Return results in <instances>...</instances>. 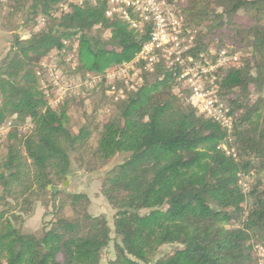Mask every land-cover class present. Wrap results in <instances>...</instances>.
<instances>
[{
    "label": "trees",
    "instance_id": "obj_1",
    "mask_svg": "<svg viewBox=\"0 0 264 264\" xmlns=\"http://www.w3.org/2000/svg\"><path fill=\"white\" fill-rule=\"evenodd\" d=\"M62 1L7 2L29 36L0 61V128L12 118L30 127L0 134V264H100L111 241L109 264H150L165 244L176 246L154 264H264V0H166L192 38L186 56L213 63L222 49L237 54L207 74L229 129L185 103L180 68L158 55L151 71L138 62L140 85L92 109V123L111 111L95 133L67 125L71 105L85 95L48 106L40 62L50 56L66 75L103 73L134 59L151 28L107 18L104 0L57 13ZM99 87L105 96L104 84L92 94ZM71 153L80 165L93 160L84 164L88 172L128 153L101 184L115 210L111 226L88 211L85 192L59 188ZM36 200L52 205L40 237L20 229Z\"/></svg>",
    "mask_w": 264,
    "mask_h": 264
},
{
    "label": "built area",
    "instance_id": "obj_2",
    "mask_svg": "<svg viewBox=\"0 0 264 264\" xmlns=\"http://www.w3.org/2000/svg\"><path fill=\"white\" fill-rule=\"evenodd\" d=\"M95 1L64 0L58 4L57 9L59 12H66L71 4L83 6L87 3L93 4ZM104 1V14L107 18H119L129 28L139 31L149 24L151 28L149 39L142 45L134 59L107 69L103 73L68 77L54 62L50 61L45 65L41 61L43 74L46 72L50 86L63 89L65 96H84L104 84L105 93L113 100H118L123 98L125 91L135 89L142 82L138 62L145 61L144 69L151 71L152 64L160 55L167 67L180 68L178 80L182 88L187 89L185 103L193 107L197 113L212 118L223 128L229 129L231 120L225 114L227 107L216 95L213 84L215 77H208L207 74L219 66L235 61L237 54H229L226 49H222L217 53L213 63L207 59L193 60L190 56H186L192 38L187 37V32L182 27V17L177 14L173 4L166 0ZM37 22L43 25L44 18H39ZM204 79L208 84H204Z\"/></svg>",
    "mask_w": 264,
    "mask_h": 264
},
{
    "label": "rangeland",
    "instance_id": "obj_3",
    "mask_svg": "<svg viewBox=\"0 0 264 264\" xmlns=\"http://www.w3.org/2000/svg\"><path fill=\"white\" fill-rule=\"evenodd\" d=\"M8 0H0V61L1 59L12 49V45L15 44V40L17 38L18 40H23L28 38L29 32L25 30V28L22 25L23 22V16L21 22H19V19L22 14H10L9 8L7 7ZM57 13H60L59 11ZM241 20H244L241 18ZM38 21V19H37ZM35 22L34 25V31L40 29L42 25H39L38 22ZM21 26V29L18 30V28ZM108 31H105L103 33V37H108ZM50 56L45 57L42 60L43 64H48L50 62ZM115 66H109L105 69H111ZM46 73V72H45ZM43 74L41 79V86L45 90L46 98H47V104L48 106L52 108H57L58 105L61 104V101L65 97V93L63 92V89H59L58 87H51L48 81V76L46 74ZM66 75V74H65ZM68 77L76 76V75H66ZM204 84H208L206 80L204 79ZM92 92H89L84 97V102L81 104L80 102L75 103L74 105H71L70 111L68 113V120L67 125L71 128L73 131H77V129L85 124V125H91L93 133L96 132L95 129V123L99 126L97 129L101 128V125L107 121L108 115L111 112L110 109L109 112H104L101 115L97 116L94 119V123H92L89 118H92L89 115H92V109L95 106L103 107L104 104H107L108 101V95L105 93V96L101 94L100 87L98 90L95 91L94 94ZM82 96V95H80ZM89 116V118H87ZM30 127V123L28 120L20 121L18 119L12 118L9 121L6 122L1 128H0V134L4 135L7 131L16 129L19 133H25ZM94 128V129H93ZM96 138V137H95ZM96 142L95 140L90 141V146L94 147V144ZM221 147L224 148L223 143L221 144ZM3 149V148H2ZM225 149V148H224ZM90 152V151H89ZM3 152L0 150V156ZM126 154H119L112 158L108 163H106L103 166H95L94 170L91 172H88L84 168V164L93 161L89 157H85L83 159V162H85L83 165H80L78 161H76V154L71 153V170L68 174V178H64L59 184V188L62 190H66L69 192H85L89 199L90 204L88 206V211L93 215L98 214H104L107 217L108 223L111 226L112 224V218L115 213V210L111 207V205L106 201V199L101 194V184L103 177L105 176L106 172L120 159L127 156ZM85 156V155H84ZM67 181V186L64 187L63 181ZM50 186H48V189ZM52 211V205H49L48 207L43 206L41 201L36 200L31 210L27 214H22V223L20 224V229L23 233H31L36 235L37 237H40L42 235L43 229L47 226L48 221L51 219V212ZM146 212L145 210H142L141 213ZM111 237H114V234L111 233ZM175 244H165L158 248L156 253L153 255L150 264H154L156 260L161 258L164 254L169 253L171 250L175 248ZM114 259V249H113V241H111L108 246L103 249L101 253V262L100 264H109V261Z\"/></svg>",
    "mask_w": 264,
    "mask_h": 264
},
{
    "label": "water",
    "instance_id": "obj_4",
    "mask_svg": "<svg viewBox=\"0 0 264 264\" xmlns=\"http://www.w3.org/2000/svg\"><path fill=\"white\" fill-rule=\"evenodd\" d=\"M21 20H22V15H21V17H20V19H19V22H21ZM20 29H21V26L18 28V30H20ZM15 43H17V38H16V40H15ZM68 177H69V175L67 174V175H66V178H68ZM63 185H64V187L67 186V181H66V180L63 181Z\"/></svg>",
    "mask_w": 264,
    "mask_h": 264
}]
</instances>
